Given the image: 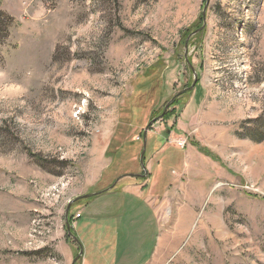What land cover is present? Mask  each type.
I'll return each instance as SVG.
<instances>
[{
    "label": "rangeland",
    "instance_id": "374dc122",
    "mask_svg": "<svg viewBox=\"0 0 264 264\" xmlns=\"http://www.w3.org/2000/svg\"><path fill=\"white\" fill-rule=\"evenodd\" d=\"M206 5L207 0H0L13 19L0 32V264H26L20 249L39 244L36 223L14 224L12 216L37 204L49 209L65 185L83 191L93 150L108 149L112 160L105 173L114 171L108 186L86 194L105 191L122 175L142 173L144 132L157 131L163 143L162 131L171 122L160 118L162 109L183 89L172 107L175 115L195 100L212 117L197 136L201 141L194 131L184 135V148L178 137L170 140L177 146L168 150L173 161L167 172L173 179L171 172L182 170L192 144L203 170V200L189 198L196 193L185 182L194 176H180L186 181L171 208L178 205L182 219H159V237L155 222L146 243L132 247L131 220L123 219L119 263L131 258L127 253L139 256V248L144 253L131 264H143L163 240L148 264H264V0H209L205 10ZM204 10L205 27L193 34L204 24ZM191 66L198 80L189 89ZM145 96L146 103H136ZM151 143L147 138L145 155L155 151ZM86 194L74 200L82 206ZM193 211L195 219H183ZM144 220L133 225L142 230ZM68 240L75 245L73 264L81 249Z\"/></svg>",
    "mask_w": 264,
    "mask_h": 264
},
{
    "label": "crops",
    "instance_id": "0c3cea01",
    "mask_svg": "<svg viewBox=\"0 0 264 264\" xmlns=\"http://www.w3.org/2000/svg\"><path fill=\"white\" fill-rule=\"evenodd\" d=\"M201 108L202 106L199 109L197 108L195 100H189L177 115L174 114L171 118L166 119V122L168 120V122H171L168 124L169 127L162 131L165 135L166 144L158 149L159 142L157 140L159 137L155 136L157 131H153V133L149 132L150 134L147 135V138L152 137V150L155 151L149 155H145V166L147 169L145 172L142 170L143 172L136 176H124L117 182L115 188L113 187L110 190L93 195L96 197L92 199L87 198L88 201H83L82 204L84 205L82 206L79 203L82 202L81 200H76L70 206V201L81 196L82 193L92 192L98 186H100V189L108 186V180L113 177V173L110 172L114 170H108L105 173L109 169L108 167L111 168L110 160L112 159L108 155V149H105L104 152L93 150L91 152L93 156L89 159L92 162L89 164L90 169L88 172L91 178L87 180L83 191H74L71 190L69 185H65L60 191L59 200L55 199L57 204L52 205L49 209L37 204L34 207H29L27 210L22 209L14 217L12 216L10 219L11 223L24 224L25 227H29L31 223H36L35 225H37L39 230L37 233L39 235L38 247L26 246L25 249H20V251L25 252L24 255L27 258L26 264L36 262H41L42 264H71L74 258L75 245L69 242L67 238V219L69 215H73L72 226L83 246L82 264H120L121 247L119 238L121 233L119 226L123 219L131 220V230L128 231L130 247L134 246L132 243H146L147 236L145 233L149 229L152 230V224L155 222L158 224L159 229L157 232L154 231L157 239L161 231V225H159L161 220L159 219H172L171 215H178L177 219H182L180 207L175 203L177 210L173 212L174 207L171 208V206L172 200L176 198L175 193H178V188H182L183 183L186 181L182 180L180 176H185V174L194 176L195 179L191 178L192 180L190 179L189 182H185V185L189 186L187 190L192 191L191 193H196L194 196L191 194L188 197L192 201L199 197L201 204L204 188L201 183L202 180L198 183V174L202 177L203 170H201V165L198 167L199 152L192 144V149H185L186 153L182 160V170L180 172L173 170L171 172L173 179L167 172V166L173 161V156L169 155L171 153L168 150L171 147L177 146L172 144L170 140L174 137H184L187 132L193 133L194 131L196 132L195 139L201 141L197 136H199L202 129L209 127L206 124L212 116ZM116 111L118 113V109ZM157 128L155 127V129ZM193 139L191 137L190 141ZM101 142L103 143V141ZM160 155H163V157H160ZM125 180L131 181L125 183ZM172 182L175 183L174 193L169 192L173 187ZM168 184L170 188L167 189ZM77 203L78 208L74 211ZM69 206L70 210L67 215ZM168 209L169 216L167 214L165 217L164 213H167ZM77 213L81 214L80 217H76ZM195 217L196 214L193 211L190 215L185 213L183 219H195ZM138 219L139 221L140 219H145L142 230L133 225ZM141 222L143 221L141 220ZM153 229H156V227ZM142 231L144 232L143 235ZM135 238L138 240L133 241ZM23 244L19 243V245ZM24 245H27V243ZM164 245L163 240L160 243L158 242L157 245L155 243L151 247L150 255L144 260L143 264H148L152 261L153 255L156 254V246L159 249L160 247H164ZM33 252H41L38 253L37 261L34 260ZM16 253L19 254L18 252ZM143 253L139 252V248V256L134 255L133 252L127 253V257L131 258L124 261V263L121 262V264H131L133 260L140 257ZM142 261L140 260V264H142ZM137 264L139 263L137 262Z\"/></svg>",
    "mask_w": 264,
    "mask_h": 264
},
{
    "label": "water",
    "instance_id": "95a60500",
    "mask_svg": "<svg viewBox=\"0 0 264 264\" xmlns=\"http://www.w3.org/2000/svg\"><path fill=\"white\" fill-rule=\"evenodd\" d=\"M208 4H209V0H207V5H206V7H205V10L207 9ZM205 10H204V12H203L204 24H203L200 28H198L196 31H194L193 34H196L197 32H200V31L205 27V13H206ZM187 52H188V41L186 42V53H187ZM191 68H192L193 73H194V82H193L192 86L189 87V89L193 88V87L196 85V82H197V80H198V76H197L196 72L194 71V68H193L192 66H191ZM183 92H184V89H183L182 91H180V93H177L176 95H174V96L172 97V99H171V100L169 101V103L166 105V109H164L163 113L160 115V118L163 117L164 113L168 110V108L170 107V105L172 104V102H173V101H174V100H175L180 94H182ZM156 119H157V118H155L153 121H151V123H149L148 126H149V127L152 126V124L154 123V121L156 122ZM147 130H148V127H147L146 131L144 132V150H143L142 155H141V164H142V167H143L144 172L147 170V169H146V166H145V163H144V156H145L146 144H147V133H148ZM124 176H126V175H122V176L118 177L117 180L115 181V183H114L113 185H111L109 188H107L106 190H110V189H112V188L116 185V183H117L122 177H124ZM106 190H105V191H106ZM102 192H104V191L96 192V193H93V194H86V195H84V196H85V197H91V196H93V195H97V194L102 193ZM73 201H75V200H73ZM71 204H72V202H71ZM71 204H70V206H71ZM70 206H69V208H68L67 215H68V213H69ZM67 227H68L69 234H70L72 237H74V235H73L72 232H71V225H70V223L68 222V219H67ZM82 254H83V249H81L80 253H79L78 256L75 258L74 263L79 259V257H80ZM74 263H73V264H74Z\"/></svg>",
    "mask_w": 264,
    "mask_h": 264
},
{
    "label": "trees",
    "instance_id": "16d2710c",
    "mask_svg": "<svg viewBox=\"0 0 264 264\" xmlns=\"http://www.w3.org/2000/svg\"><path fill=\"white\" fill-rule=\"evenodd\" d=\"M13 21V19H12V17H10V16H8L6 13H5V11H2L1 9H0V32H3V31H5L6 29H7V27L9 26V24H11V22ZM190 92V91H189ZM188 92V93H189ZM144 95V94H143ZM143 100H139V101H137L136 103L137 104H139L141 101H143V102H145L146 101V99L145 98H147L146 96L145 97H141ZM146 103V102H145ZM145 103H144V107H145ZM179 104V100L178 99H175L173 102H172V104H171V106L169 107V109L164 113V115H163V120L165 119H169V118H171L174 114H175V111H174V109L172 108V107H174L175 108V106H177ZM140 107V110L141 111H143L144 109H143V106H139ZM172 108V109H171ZM162 113H163V109H162ZM170 129V128H169ZM168 130V129H167ZM165 137V136H164ZM163 137V143L161 144V141H160V143H159V145L158 146H162V145H164V144H166V139ZM145 159H146V157H145ZM143 172V171H142ZM117 186V184L114 186V188ZM93 197H96V196H92V197H90V198H88V199H92ZM68 222L70 223V225H71V232H72V234L74 235V237H71L69 234H67V238L68 239H71V240H73V241H75L77 244H78V249L80 250V249H82V244H81V242L79 241V239H78V237H77V235H76V232H75V230H74V228H73V226H72V223H73V215H69V217H68Z\"/></svg>",
    "mask_w": 264,
    "mask_h": 264
},
{
    "label": "built area",
    "instance_id": "2783aa9c",
    "mask_svg": "<svg viewBox=\"0 0 264 264\" xmlns=\"http://www.w3.org/2000/svg\"><path fill=\"white\" fill-rule=\"evenodd\" d=\"M187 142H188V139L186 137H178V139H177V144L181 148H184L186 146ZM80 215H81L80 213H77L76 217H80Z\"/></svg>",
    "mask_w": 264,
    "mask_h": 264
}]
</instances>
